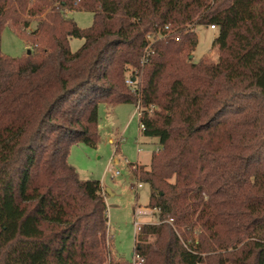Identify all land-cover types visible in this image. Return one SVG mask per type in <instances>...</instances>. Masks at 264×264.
Here are the masks:
<instances>
[{"label": "trees", "instance_id": "1", "mask_svg": "<svg viewBox=\"0 0 264 264\" xmlns=\"http://www.w3.org/2000/svg\"><path fill=\"white\" fill-rule=\"evenodd\" d=\"M200 26L215 62L192 60ZM4 27L34 50H0V264H126L100 182L68 162L99 143L101 104L139 105L157 144L130 164L150 189L143 264H264V0H0Z\"/></svg>", "mask_w": 264, "mask_h": 264}, {"label": "rangeland", "instance_id": "2", "mask_svg": "<svg viewBox=\"0 0 264 264\" xmlns=\"http://www.w3.org/2000/svg\"><path fill=\"white\" fill-rule=\"evenodd\" d=\"M65 16L74 20L84 29L91 25L93 15L89 12H65ZM35 26L32 22L26 32ZM197 46L192 60L197 62L202 56L215 62L217 52L211 50L216 31L200 26L195 29ZM82 44L81 40H70V49L75 52ZM0 50L5 56L22 58L34 50V46L14 30L4 27L1 32ZM99 143L95 148L83 144L72 146L68 162L81 179L97 180L102 187L108 218V231L111 236L113 254L126 264L133 262L135 242V222L149 224L153 222L152 211L147 209L150 189L147 185L134 180L130 164H149L150 157L157 144L154 139L142 137L135 106L121 104L116 106L99 105L98 108ZM140 152L137 153V149ZM118 176H113L114 172Z\"/></svg>", "mask_w": 264, "mask_h": 264}, {"label": "built area", "instance_id": "3", "mask_svg": "<svg viewBox=\"0 0 264 264\" xmlns=\"http://www.w3.org/2000/svg\"><path fill=\"white\" fill-rule=\"evenodd\" d=\"M210 28V30H214L215 28H214V26H210L209 27ZM147 39L151 42V37L150 36H147ZM125 83H126V85H128L130 88H133V85H134V83H135V80L134 79H131V78H129V77H127V79L125 80ZM135 109H136V114H137V116H138V120H139V117L141 116V108H140V106L139 105H136L135 106ZM139 128H140V130L143 128L142 126H139ZM140 152V148H138L137 149V153H139ZM119 175V172H114V174H113V176H118ZM141 184H139V186H140ZM140 227H141V224H140V222L139 221H136L135 222V232H136V234L140 231ZM132 257H133V262L131 263V264H143V258L142 257H140L139 255H137V254H135V253H133L132 254Z\"/></svg>", "mask_w": 264, "mask_h": 264}, {"label": "crops", "instance_id": "4", "mask_svg": "<svg viewBox=\"0 0 264 264\" xmlns=\"http://www.w3.org/2000/svg\"><path fill=\"white\" fill-rule=\"evenodd\" d=\"M149 162H150V161H149ZM139 165H144V166H147L148 164H147V165H145V164H141V163H139Z\"/></svg>", "mask_w": 264, "mask_h": 264}]
</instances>
